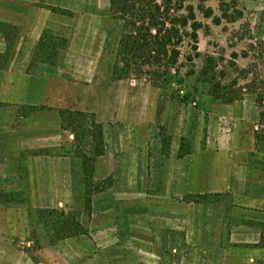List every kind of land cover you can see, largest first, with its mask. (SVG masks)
<instances>
[{
  "label": "rangeland",
  "instance_id": "rangeland-1",
  "mask_svg": "<svg viewBox=\"0 0 264 264\" xmlns=\"http://www.w3.org/2000/svg\"><path fill=\"white\" fill-rule=\"evenodd\" d=\"M201 5L186 3L204 26L199 55L185 45L178 68L184 84L167 91L145 80H112L122 23L112 17L109 0H61L67 49L58 66L41 63L31 75L43 65L62 67L82 90L112 88L114 112L97 117L105 151L95 180L112 177L114 185L93 197L90 214L72 146L19 149L17 165H0V229L11 223L15 233L0 238V264H264V151L255 140L263 130L264 104L257 98L264 96V0H238L243 17L221 25L214 21L222 17L220 1L203 4L213 10L211 19ZM233 97L238 100L226 103ZM30 108L19 113L51 111ZM183 139L192 147L186 160L178 157ZM40 150L69 159L68 201L39 196L46 184L36 169L42 165H34L32 185L21 156ZM191 195H212L214 202L187 203ZM40 210L80 212L89 235L51 245Z\"/></svg>",
  "mask_w": 264,
  "mask_h": 264
},
{
  "label": "trees",
  "instance_id": "trees-1",
  "mask_svg": "<svg viewBox=\"0 0 264 264\" xmlns=\"http://www.w3.org/2000/svg\"><path fill=\"white\" fill-rule=\"evenodd\" d=\"M188 0H109L112 17L122 23V32L118 41L116 60L112 70V80H145L154 88L173 90V86L184 84V79L178 70L182 50L189 46L194 57L199 55V31L203 24L198 22L195 9L186 6ZM200 10L206 18H214V12L205 8L208 0H200ZM222 17H215L217 25L223 20L233 23L243 17L237 10L238 0L229 4L228 0H219ZM53 12L68 14L65 10L50 8ZM231 10L234 13H231ZM0 34L5 37L7 49L0 54V71L8 70L11 59L15 53L18 29L7 23L0 22ZM68 41L64 37L45 31L36 48L33 60L27 69V74L38 64L58 66L61 54L66 51ZM193 56L187 60L193 62ZM193 73V72H191ZM181 91L177 90L179 94ZM189 97L183 96L181 100L187 102ZM236 97L226 103L237 101ZM228 101V102H227ZM257 103L264 104V96H258ZM32 111L45 108H30ZM61 128L73 136L71 154L80 161L81 176L84 184V205L92 211V201L95 195L110 190L114 179L109 177L102 181L95 180L96 160L105 151L104 126L92 112L61 109ZM263 120L262 132L255 134L257 150L264 151V112L260 113ZM169 144V143H168ZM50 150H40L34 156H48ZM192 154L191 144L183 139L178 151V157L183 159ZM212 195H191L185 198L187 203L210 204ZM215 197H219L215 196ZM217 201V199H216ZM40 219L50 234V244L56 245L81 236H88L89 229L81 221L80 212H63L59 210H40Z\"/></svg>",
  "mask_w": 264,
  "mask_h": 264
},
{
  "label": "crops",
  "instance_id": "crops-1",
  "mask_svg": "<svg viewBox=\"0 0 264 264\" xmlns=\"http://www.w3.org/2000/svg\"><path fill=\"white\" fill-rule=\"evenodd\" d=\"M50 8L61 10V0H0V22L18 29L11 66L8 70L0 71V165H17L19 149L24 152L72 146L73 136L61 128V109L92 112L97 117L110 116L117 104V95L114 96L112 88H108L106 83L87 85L82 90L79 84L76 86L73 74L68 78L63 76L62 67L43 65L39 68V74H27L42 34L52 31L61 36V15L66 14L53 12ZM6 49L5 37L0 34V54H4ZM70 71L73 73L75 70L71 68ZM155 99L160 101L159 98ZM22 107H45L51 111L21 115L19 109ZM21 158L29 164L33 186L34 165L44 166L36 167L39 178L46 182L44 188H40L44 192H39V196H57L61 202L68 201L71 196L68 158ZM58 206L55 202L54 207ZM11 226L9 223L6 232L0 229V238L3 233L8 239L15 235Z\"/></svg>",
  "mask_w": 264,
  "mask_h": 264
}]
</instances>
